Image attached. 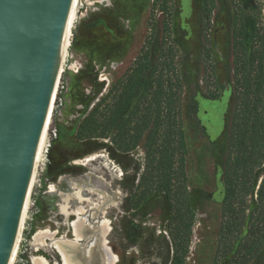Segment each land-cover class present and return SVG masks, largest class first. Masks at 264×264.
Segmentation results:
<instances>
[{"label":"rangeland","instance_id":"rangeland-1","mask_svg":"<svg viewBox=\"0 0 264 264\" xmlns=\"http://www.w3.org/2000/svg\"><path fill=\"white\" fill-rule=\"evenodd\" d=\"M252 22L260 41L253 47L261 48L264 0L78 1L49 125L57 132L45 166L38 167L13 264H31L32 257L61 264L55 246L76 264L77 248L93 238L75 239L78 207L97 230L100 221L109 222L105 240L116 264H264V229L243 248L257 214V190L264 187V142L250 165L252 189L242 206L229 214L222 203L225 165L239 154L241 131L248 130L238 128L235 95L238 63L252 55ZM123 87L128 107L112 118L127 120L133 131L108 128L104 138L80 140L79 125L94 105L103 100L102 127L108 103ZM166 108L175 143L153 153L148 170L144 146L156 112L164 115ZM122 137L128 147L115 145ZM87 174L105 187L75 188L88 191L89 200L69 202L59 178ZM55 183L49 189L55 197L45 205L41 196Z\"/></svg>","mask_w":264,"mask_h":264},{"label":"water","instance_id":"water-1","mask_svg":"<svg viewBox=\"0 0 264 264\" xmlns=\"http://www.w3.org/2000/svg\"><path fill=\"white\" fill-rule=\"evenodd\" d=\"M72 0H0V264H9Z\"/></svg>","mask_w":264,"mask_h":264},{"label":"trees","instance_id":"trees-1","mask_svg":"<svg viewBox=\"0 0 264 264\" xmlns=\"http://www.w3.org/2000/svg\"><path fill=\"white\" fill-rule=\"evenodd\" d=\"M249 32L252 40V55L246 60L242 59L238 64V80L236 83L235 99L238 107V128L241 124L248 125V130H242L239 141L237 142L238 155L230 160L224 168L222 175L223 183V197L222 203L229 214H234L238 206H242L243 199L249 195L252 189V171L250 165H253L256 159L262 155L264 142V44L261 43V48H254L253 44L257 39V26L255 23L249 25ZM260 43V41H256ZM253 69H255L253 71ZM240 73V74H239ZM238 89V90H237ZM125 88L122 92L114 98L113 102L107 105V120L104 126L100 127L101 113L99 111L101 102L94 105L90 113L83 119L79 125L77 137L80 140L85 139H100L104 138V132L108 128H116L118 132L127 135L128 132L133 131L128 125L127 120H122L116 123L112 117L122 115L128 107V99H125ZM167 102L169 105V91L167 92ZM162 109V108H161ZM156 112V120L152 124L151 137L146 142L145 148V168L150 169L151 165L155 163V156L153 153L160 150L170 149V144L175 143L171 140L173 138L171 132V122H167L169 118V110L162 115ZM151 116V113L149 112ZM147 118V116L145 117ZM146 121L143 127H147ZM133 127V126H132ZM140 126H138L139 128ZM171 136V137H170ZM131 138V136L129 137ZM177 143V142H176ZM130 141L125 138L116 140V146L128 147ZM240 149V150H239ZM257 214L255 222L250 225L245 238L244 249H249L252 245L253 234L257 231L262 232L264 229V187L261 184L257 190ZM239 210V209H238ZM238 212V211H237ZM256 223V230L253 232V225ZM238 226V223H237Z\"/></svg>","mask_w":264,"mask_h":264},{"label":"bare ground","instance_id":"bare-ground-1","mask_svg":"<svg viewBox=\"0 0 264 264\" xmlns=\"http://www.w3.org/2000/svg\"><path fill=\"white\" fill-rule=\"evenodd\" d=\"M78 1L79 0H72L70 13H69V17H68V22H67V26H66V31H65V35H64V39H63V43H62L61 52H60L58 67L56 70V75H55L52 91L50 94V99H49L48 106H47L44 125L42 128V132L40 135L38 146H37V149H36V152L34 155V159L32 162L26 200H25L20 224L18 226V231L16 233L14 246H13V250H12V255H11L9 264H13L14 259H15L16 248H17V244H18L19 238H20V233H21V229H22V223H23V219L25 216L26 207H27V204L29 201L30 194L32 192V188H33L35 180H36V173L38 170L39 161H40L41 157L43 156V151H44V147L46 144V138H47L49 125H50L52 109H53L54 104H55L56 94H57L58 87H59V80H60V77L63 73V68H64L63 64L65 62L67 50L70 46V38L72 35V28H73V25H74V22L76 19ZM89 160L90 159H87L86 161L88 162ZM73 164L78 165V164H80V162H73ZM100 181L101 180L97 176H95L94 174H87V175H82V176H78V177H71L67 182H64L63 178H60L59 183L61 186V190L64 192H67V194H68V193H73L74 188L79 189L80 187H82V188L86 189L88 186H90V187H94L96 189H100L102 187H105V185ZM77 186H79V187H77ZM50 187H54V186L52 185ZM62 194L63 193H61L60 196L63 197ZM44 196H45L44 197L45 200H48L49 198H51V196L53 199V197H55V191L52 192L51 190H49V191H47V193ZM100 197H102V196H100ZM51 201L53 202V200H51ZM48 202H50V201H48ZM114 203H116V202H114ZM111 205H112V203H111ZM76 212H77L76 214L79 216L77 217V220L73 221V223L71 224V226L73 227V230H74L75 239L78 242L79 240L85 239L89 235H93V238L88 242L85 249L83 246H79L77 248V253H75L73 255V259H74L73 261L76 264H116L117 259L113 256L111 251H109L108 247L106 246L105 238L107 236L108 230L110 229L109 228V222L105 219L100 221L98 226H97L98 227V230H97L92 225H90L91 223H89V221H88L89 219L87 220V219H85V217L80 216V214L82 213V208L78 207L76 209ZM25 218H26V216H25ZM82 224H87V225H89V227L86 229H83L80 227ZM45 233H46V231L39 232V233H37V236L43 235ZM54 241H55V239H54ZM54 248L60 257L62 264H71L69 261L70 254H68L67 251L62 250L59 246H55ZM68 249H70V246H68ZM74 252H72V253H74ZM31 264H49V262L46 261L45 259H43L42 257H32Z\"/></svg>","mask_w":264,"mask_h":264},{"label":"crops","instance_id":"crops-1","mask_svg":"<svg viewBox=\"0 0 264 264\" xmlns=\"http://www.w3.org/2000/svg\"><path fill=\"white\" fill-rule=\"evenodd\" d=\"M60 178H65V179H67V178H71V176H61ZM60 178H59V180H60ZM59 182V181H58ZM54 186V187H57V183H55V184H51L50 186ZM53 187V188H54ZM75 189V188H74ZM89 192L87 191H82L81 193L79 192V191H73V193H66V195H67V197H66V199H69V202H71V203H80V201H83V202H86V201H88L89 199V194H88ZM82 194V195H81ZM75 195V196H74ZM43 202V201H42ZM44 204H45V202H43ZM46 205V204H45Z\"/></svg>","mask_w":264,"mask_h":264},{"label":"built area","instance_id":"built-area-1","mask_svg":"<svg viewBox=\"0 0 264 264\" xmlns=\"http://www.w3.org/2000/svg\"><path fill=\"white\" fill-rule=\"evenodd\" d=\"M56 132H57V130H51V128H49V131H48V134H47V138H46V144H45L44 151H43V156L41 157V159L39 161V166L38 167L45 166L46 153L48 152V148H49V139H51L52 137H55L56 136ZM49 189H50V185L48 186L47 190L43 192V194L41 196V200L43 202L49 200V199L48 200L44 199V197H45L44 195L47 193V191H49Z\"/></svg>","mask_w":264,"mask_h":264},{"label":"flooded vegetation","instance_id":"flooded-vegetation-1","mask_svg":"<svg viewBox=\"0 0 264 264\" xmlns=\"http://www.w3.org/2000/svg\"><path fill=\"white\" fill-rule=\"evenodd\" d=\"M52 197V196H51ZM60 261H61V259H60ZM62 264V263H61Z\"/></svg>","mask_w":264,"mask_h":264}]
</instances>
